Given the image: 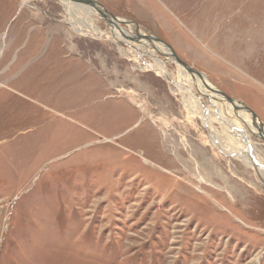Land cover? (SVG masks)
I'll use <instances>...</instances> for the list:
<instances>
[{
    "label": "rangeland",
    "instance_id": "rangeland-1",
    "mask_svg": "<svg viewBox=\"0 0 264 264\" xmlns=\"http://www.w3.org/2000/svg\"><path fill=\"white\" fill-rule=\"evenodd\" d=\"M96 1L131 37L78 35L62 0H0V264H264V183L214 147L171 81L227 142L246 130L263 166L264 140L134 40L135 24L264 128V0Z\"/></svg>",
    "mask_w": 264,
    "mask_h": 264
},
{
    "label": "bare ground",
    "instance_id": "bare-ground-1",
    "mask_svg": "<svg viewBox=\"0 0 264 264\" xmlns=\"http://www.w3.org/2000/svg\"><path fill=\"white\" fill-rule=\"evenodd\" d=\"M26 1L27 0H24V2H26ZM62 2L64 3L65 8L67 10L69 22L71 24H73V26H74L73 30L78 35H88V36H92V37H96V38H102V39L106 38V36H109L112 40L118 41L119 37L116 36L115 32L119 33L118 30H120V33H124L126 37H131L129 34H127V32H123L124 30L122 31L120 28H115L114 26L113 27L115 29H114L112 35H108V34L105 35L100 30L98 31V28L94 25L93 16L94 15H98L100 17H102V16L92 6L82 4L79 2H75L74 0H62ZM125 23L130 24L128 21ZM134 27H135V25H134ZM142 35H144V34H142ZM126 37H124V38H126ZM138 38L139 39H145L143 36L142 37L140 36ZM134 40H135V36H134ZM152 42H154L155 44H153ZM152 42H151V44L155 45L156 50L161 48L164 50L165 55L167 53H169V49L166 48L159 41H153L152 40ZM157 42H159V43H157ZM148 66L158 75H161L165 79L169 78V74H168V72H167L166 68L164 67V64L161 60L159 61L158 59L155 58V62L153 64H149ZM179 67L182 68L181 69L182 72H186L182 66H179ZM188 74H190V73H188ZM190 75H192V77H193L192 80L194 81L193 82L194 86H196V89L198 91H201V94H207V93H204V91H206L205 90L206 86H209V88L213 92L210 94H213L217 98L221 99V97L217 96L214 93L215 87L207 80V78L204 75H202V74L199 76L194 75V74H190ZM171 85L174 88H176L177 91H179L183 105H184L185 109L189 112V114L197 116V118H199L202 121V123L205 125L207 130L210 132V139H211L212 143L214 144V147H216V149L218 151H220L221 153H223L224 155H231L232 154L234 157L238 156L237 158H239L244 164H246L249 167H253V169L255 170L259 180L262 183H264V166L262 165V163L259 162V160L257 161L256 159H258V158H255V156L253 155V153L255 154V151H254V148L250 144L247 131L243 130L242 128H240L238 126L237 127L235 126L236 131L235 130L234 131L236 132L237 137L239 138L240 141H242L243 144L239 145L238 142L234 141L229 136L227 138V140H228V142H227L226 141V137H227L226 136V129L224 128L226 126H224L222 121H221V124L223 125L222 126V132L220 134L217 132V130L214 128V126L212 124V119L214 118V116L207 109H205V107L203 106L204 104H202V102H201V98L196 96L193 93L192 89L185 86L182 82L171 81ZM198 85L200 86V88H198ZM184 88L188 92L193 93V96H195L197 100L192 96L186 95V92L183 91ZM210 94H209V96H210ZM219 111H221V110H219ZM239 112L245 118L244 119L242 117L243 120L248 121L249 128L251 129V131L250 130L249 131L251 133H254V132L256 133L257 129H256V127H254L252 125L251 115L246 113V112H243L241 110H239ZM223 122L226 123V120L225 121L223 120ZM257 123H258V120L256 122V125H257ZM217 135H219L220 137L217 138L218 137ZM256 135L261 137V138H264V128L262 127V131L260 132V134L256 133Z\"/></svg>",
    "mask_w": 264,
    "mask_h": 264
},
{
    "label": "water",
    "instance_id": "water-1",
    "mask_svg": "<svg viewBox=\"0 0 264 264\" xmlns=\"http://www.w3.org/2000/svg\"><path fill=\"white\" fill-rule=\"evenodd\" d=\"M75 2H79L82 4H86L89 6H92L93 8H95L97 10V12L104 18L107 19V21L114 26L115 28H119L118 24L124 23L123 21H121L120 19L110 15L96 0H74ZM129 23H131L132 25L134 23H132L131 21H129ZM135 25V24H134ZM138 26L135 25V30H136V34H135V40H138V37H144L146 40L149 41H159L160 43H162L166 48L169 49V53H167L165 56H168L170 58L171 61L175 62L177 65L182 66L185 71H187L190 74H194V75H201L200 73L192 70L190 67H188L183 61H181L178 56L173 52V50L171 49V47L164 43L163 41H161L160 39L153 37V36H147V35H142L138 33ZM167 80L170 81L169 78H167ZM214 93L221 97V99L225 102H227L228 104H230L235 110H241L243 112H246L248 114L251 115V120H252V125L254 127H256L258 133L260 134V132L262 131V124L259 123L260 121L258 120L257 116L254 114V112H252L248 107L242 105L240 102L228 97L227 95H225L223 92L219 91L218 89L214 90ZM258 120V123L256 125V122ZM261 138V137H260ZM264 140V138H261Z\"/></svg>",
    "mask_w": 264,
    "mask_h": 264
}]
</instances>
